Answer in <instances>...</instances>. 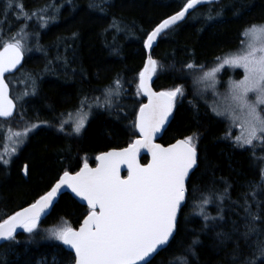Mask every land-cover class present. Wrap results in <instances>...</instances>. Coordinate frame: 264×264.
<instances>
[{"label":"trees","instance_id":"1","mask_svg":"<svg viewBox=\"0 0 264 264\" xmlns=\"http://www.w3.org/2000/svg\"><path fill=\"white\" fill-rule=\"evenodd\" d=\"M8 2L13 7L5 15ZM186 2L0 0V18H11L10 28L27 35L23 66L6 78L11 97L19 99L15 118L39 125L7 158V164L0 162V223L49 191L64 171L74 173L84 163L93 166L98 154L124 148L136 138L135 117L144 102L138 91L146 58L144 40ZM251 25H264V0L203 4L167 29L152 51L159 65L153 89L180 87L183 92L176 97L170 123L157 141L167 146L194 136L197 150V167L186 184L175 235L152 264H243L252 256L256 240H264V143L238 146L227 123L210 110L194 83L196 71L238 50L242 33ZM188 64L194 67L189 69ZM228 75L227 70L221 73L223 79ZM116 81L120 95L112 97L111 106L96 107V98L102 101L105 90ZM85 99L93 107L84 105L89 113L86 124L73 135L62 124ZM3 138L0 129V154ZM146 162L144 156L141 163ZM205 197L209 198L206 204ZM245 201L260 218L255 222L257 233L247 241L242 235L249 219ZM87 212L69 194H62L35 234L22 229L0 245V264H73V256L60 242L48 239L45 230L60 222L77 229Z\"/></svg>","mask_w":264,"mask_h":264},{"label":"snow or ice","instance_id":"2","mask_svg":"<svg viewBox=\"0 0 264 264\" xmlns=\"http://www.w3.org/2000/svg\"><path fill=\"white\" fill-rule=\"evenodd\" d=\"M211 2L187 0L182 10L163 20L147 35L144 48L151 50L156 38L182 20L190 9ZM11 7L12 2L6 3L5 15ZM17 7L22 10L23 6ZM23 35L25 33L20 34L21 37ZM242 36L246 43L236 52L218 57L220 63L204 72L200 79L211 80L215 84L216 74L225 65L243 70L242 79L229 81L227 94L213 106V111L217 116L229 119L233 125L239 123L240 135L236 137L238 146L254 147L255 141L264 143V25H251ZM22 56V38L14 35L3 43L0 50V118L11 117L14 108L8 98L4 73L15 69ZM158 67V62L149 55L139 73L138 91L148 98V103L140 106L135 119L139 138L123 149L98 155L95 168L84 163L75 174L64 171L49 191L0 223V241H11L17 228L35 234L41 218L49 214L54 206L57 194L62 188H68L76 197L87 202L88 212L83 223L75 230L67 222H62L60 226L46 229L45 232L48 239L58 241L74 251V264H152L154 256L173 237L177 216L186 198L185 178L197 163L194 136L177 140L166 148L153 142L172 115L176 97L183 94L180 87L152 91L149 81ZM187 67L192 69L194 65L188 64ZM120 87L119 81H116L113 87L105 90L102 101L96 98L95 106H111L112 97L120 95ZM253 96L254 99L251 98ZM85 104L89 109L93 107V103L87 99L81 101V108L73 122V131L77 135L89 114L84 111ZM37 127L39 125L33 124L26 127L24 132L14 133L16 143H22L21 138ZM142 149L152 158L147 166H141L137 159ZM15 152L13 148L11 155H15ZM8 155L7 151L0 155V162L7 164L9 161L4 156ZM121 165L127 166L126 178H121ZM24 172L28 174L27 165L24 166ZM208 202L209 198L205 197L203 203ZM244 210L249 219L242 235L247 241L252 234L257 233L255 222L260 218L251 212L247 201ZM254 247L252 256L245 258L243 264H257V258L264 264V240L257 239Z\"/></svg>","mask_w":264,"mask_h":264},{"label":"rangeland","instance_id":"3","mask_svg":"<svg viewBox=\"0 0 264 264\" xmlns=\"http://www.w3.org/2000/svg\"><path fill=\"white\" fill-rule=\"evenodd\" d=\"M2 17L0 18V47L3 45V43L5 41L10 40L14 35L17 36V38H22V44L24 46V41H25L27 35L25 34L21 37L20 34L22 32H19V31L15 32L14 30H12V28H10L13 25V23L10 21L11 18L4 20V17L3 18ZM244 43H246V41H245V38L242 37V41H241L239 48H241ZM219 63H220V61L217 62L212 67L200 69V70L196 71L194 74V83H195L196 87L198 88V92L203 98L207 99V101L209 103L210 110L214 114H215V112L213 111V106L220 103L223 100V98L225 97V95L227 94L228 88H229V81L230 80L238 81V80L242 79L244 76L242 69L232 68L230 66L225 65L216 74L215 84H213V82L211 80H201L200 79V77H202L204 72L211 70L213 67H216ZM226 70L229 72V75L223 79L222 78L223 76H221V73L223 71H226ZM236 73L238 75V78H236V76H235ZM251 98L254 99V96ZM13 100L16 102V104L19 102V99L17 100L15 98V96H14ZM84 111L88 112L87 109H85V108H84ZM76 113H74V115H71L70 117H68L65 120V121H68V123L62 124V125H64V124L68 125L70 127L69 132H71L73 135H76V133L73 131V126H74L73 122L76 119ZM217 117L221 118L223 121H225L227 123L228 133H229L231 139L236 143V137L238 135H240L239 123H237L236 125H233L229 119H227L225 117H221V116H217ZM3 122H7V123L0 124V129H3V137H4L3 138L4 149L2 150L0 155L5 153V151H7L11 155L12 149L13 148L17 149L22 144V143H19V144L16 143V137L14 136V133L24 132L26 130V127H30L31 125L27 124L26 122H24L19 117H16L14 119V121L12 120L10 122H8V121H3ZM85 124H86V121H85ZM25 137L26 136L21 138L22 141H24ZM259 142L260 141H255L254 144L259 143ZM244 147H249V146L246 145ZM10 155L4 156V159H7ZM61 223L62 222H60V224L57 226H60Z\"/></svg>","mask_w":264,"mask_h":264},{"label":"water","instance_id":"4","mask_svg":"<svg viewBox=\"0 0 264 264\" xmlns=\"http://www.w3.org/2000/svg\"><path fill=\"white\" fill-rule=\"evenodd\" d=\"M215 1H219V0H212V2H215ZM204 4H207V3H204ZM201 5H203V4H201ZM198 6H200V5H197L196 7H198ZM195 7V8H196ZM194 8V9H195ZM182 10V9H181ZM193 9H190L189 10V12L188 13H186V15H185V17L182 19V20H179V21H177V23L175 24V25H177V24H179V23H181L183 20H185L186 18H187V16L191 13V11H192ZM179 12V11H178ZM176 14V13H175ZM175 14H172V15H170V16H168L167 18H165V19H168L169 17H171V16H173V15H175ZM164 19V20H165ZM163 21V20H162ZM161 21V22H162ZM160 22V23H161ZM159 23V24H160ZM158 24V25H159ZM157 25V26H158ZM175 25H172L171 27H173V26H175ZM156 26V27H157ZM170 27V28H171ZM167 30V29H166ZM165 30V31H166ZM164 33V32H163ZM163 33H161L157 38H156V40L154 41V43H153V47H152V49L151 50H147V49H145V54H146V58H145V62H146V60H147V58H148V56L149 55H151L152 56V51H153V49H154V47L156 46V43H157V41H158V38L163 34ZM2 48H3V46L0 48V50H2ZM24 60H25V55H24V53H23V56H22V59H21V61H20V63L16 66V68L15 69H13L12 71H10V72H6V73H4V77H3V79H4V83L8 86V98L13 102V105H14V108H13V115L11 116V117H8V118H0V121H9V120H11V119H13L14 117H15V115H16V110H17V106H16V103H15V101L13 100V98L11 97V90H10V87H9V85H8V83H7V81H6V78L7 77H9V76H12V75H14L15 73H17L20 69H21V67L23 66V63H24ZM144 65H145V63H144ZM144 68V67H143ZM143 70V69H142ZM153 78H154V75L152 76V79L149 81V85H150V87H151V89H152V91H154V92H161V91H156V90H154L153 89V86H152V82H153ZM138 85H139V81H138ZM140 94L142 95V97H143V99H144V102L142 103V104H147L148 103V98L146 97V96H144L143 95V93H141L140 92ZM140 108V107H139ZM138 112H139V109H138V111H137V114H138ZM173 113V112H172ZM136 114V115H137ZM171 117H172V115L169 117V120H168V122L166 123V125H165V127L161 130V132H159V133H157L156 134V136L154 137V140H153V142L154 143H157V144H160L157 140L164 134V132H165V130L167 129V127H168V125H169V123H170V120H171ZM135 119H136V117H135ZM134 129H135V123H134ZM135 135H136V138H134V140L135 139H138L139 138V133L136 131V129H135ZM133 140V141H134ZM181 140V139H180ZM132 141V142H133ZM174 143H176V141L174 142ZM174 143H172V144H174ZM130 144V143H129ZM128 144V145H129ZM172 144H169V145H167V146H164V145H162V144H160L162 147H169L170 145H172ZM127 145V146H128ZM126 146V147H127ZM125 148V147H124ZM121 149H123V148H121ZM112 150H120V149H112ZM112 150H109V151H112ZM106 152H108V151H106ZM104 153V152H103ZM100 154H102V153H100ZM100 154H98V155H100ZM97 155V156H98ZM96 156V157H97ZM147 157V162L145 163V164H142L141 163V159L143 158V157ZM96 157H95V163H94V165L93 166H89L90 168H95L96 166H97V164H98V161L96 160ZM137 159H138V162L141 164V166H147V164H149L150 162H151V155L146 151V150H144V149H142L141 150V152H140V154H139V156L137 157ZM83 167V166H82ZM196 167H197V163H196V165H194L193 166V168L192 169H190L189 170V174H188V176L185 178V188H186V184H187V182H188V179H189V177H190V175L193 173V171L196 169ZM80 170V169H79ZM78 170V171H79ZM78 171H76V172H78ZM76 172H74V173H70V174H75ZM120 175H121V178H126L127 177V175H128V172H127V166L126 165H121V167H120ZM51 189V188H50ZM64 193H66V194H69L78 204H80V205H82V206H84V207H86L87 208V202L86 201H82L79 197H76L75 195H74V193H72L71 192V190L70 189H68V188H62L61 190H60V192L57 194V198H56V200L54 201V204L57 202V200H58V198L62 195V194H64ZM186 195H187V190H186V192H185V197H186ZM185 202H186V198H185V201L182 203V205H181V210H182V208L184 207V205H185ZM28 206H30V205H28ZM28 206H26V207H28ZM26 207H24V208H26ZM24 208H22V209H20V210H18L17 212H19V211H22ZM88 209V208H87ZM50 211V210H49ZM17 212H15L14 214H12L11 216H13V215H15ZM181 212V211H180ZM180 212L178 213V216H177V220H178V217H179V214H180ZM11 216H9L8 218H10ZM43 217H45V216H43ZM42 217V218H43ZM7 218V219H8ZM41 218V219H42ZM7 219H5V220H7ZM4 220V221H5ZM1 223H3V222H1ZM83 223V221L81 222V224ZM80 224V225H81ZM80 225H79V227H80ZM79 227L77 228V229H75V230H78L79 229ZM22 230V228H17L16 229V231H15V233H14V236L17 234V233H19L20 231ZM175 232H176V228H175V230H174V233H173V237H174V235H175ZM173 237H171L170 238V240H169V243L172 241V239H173ZM5 241H0V245L2 244V243H4ZM169 243L166 245V246H164V248H163V250L169 245ZM62 247H63V249L65 250V251H67L68 253H70L72 256H73V258L75 257V253H74V251H72V250H70L69 248H67V246H65V245H62ZM162 251V250H161ZM160 251V252H161ZM159 252V253H160ZM156 256V255H155ZM154 256V257H155ZM73 264H74V261H73ZM142 264H143V262H142Z\"/></svg>","mask_w":264,"mask_h":264}]
</instances>
